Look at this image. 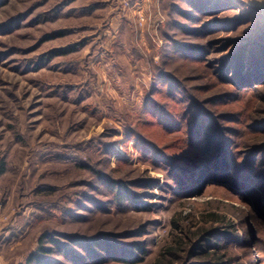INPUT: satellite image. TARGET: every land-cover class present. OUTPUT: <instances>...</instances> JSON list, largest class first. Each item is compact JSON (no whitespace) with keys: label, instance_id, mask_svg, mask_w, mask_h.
Listing matches in <instances>:
<instances>
[{"label":"rangeland","instance_id":"374dc122","mask_svg":"<svg viewBox=\"0 0 264 264\" xmlns=\"http://www.w3.org/2000/svg\"><path fill=\"white\" fill-rule=\"evenodd\" d=\"M2 163L0 264H264V0H0Z\"/></svg>","mask_w":264,"mask_h":264},{"label":"trees","instance_id":"16d2710c","mask_svg":"<svg viewBox=\"0 0 264 264\" xmlns=\"http://www.w3.org/2000/svg\"><path fill=\"white\" fill-rule=\"evenodd\" d=\"M5 173V164H1L0 165V177ZM210 217H214V220L217 221V216L216 214H211ZM209 222L211 220H208ZM178 228V230L183 233V228L181 226H176ZM188 232V230H187ZM217 233H219V230L218 228L216 227H203V226H199L196 230V238H200V239H204L205 241H211L212 239H209L210 237H214L216 238V236L218 235ZM47 234L41 236L39 238V241L40 243L43 242L44 240V237H46ZM182 238V237H181ZM180 238V239H181ZM191 239V238H190ZM54 241L57 245L60 244V242L58 240H52ZM180 245L182 246L184 243L183 241H179ZM63 245V244H62ZM177 249H180L179 247H177ZM176 249V250H177ZM44 251L46 252H49V250L45 249ZM172 249L168 250V253H171ZM202 251L205 253H207L206 255L211 259V262L209 264H230L229 262L232 260V257L229 256V252H222V247L221 245L218 244V246L214 247V248H211V247H208V248H205V249H202ZM35 255H31L28 260H27V263L29 264L34 258ZM44 262V261H43ZM23 264V263H21Z\"/></svg>","mask_w":264,"mask_h":264}]
</instances>
